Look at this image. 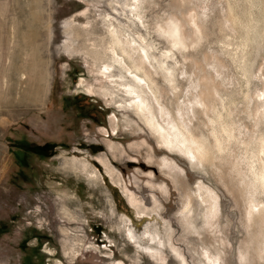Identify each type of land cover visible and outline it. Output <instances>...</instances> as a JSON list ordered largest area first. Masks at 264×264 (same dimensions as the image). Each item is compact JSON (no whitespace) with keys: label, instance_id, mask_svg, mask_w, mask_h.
Wrapping results in <instances>:
<instances>
[{"label":"rangeland","instance_id":"obj_1","mask_svg":"<svg viewBox=\"0 0 264 264\" xmlns=\"http://www.w3.org/2000/svg\"><path fill=\"white\" fill-rule=\"evenodd\" d=\"M141 1L145 27L131 14L135 0H0V264H160L148 251L156 248L165 264H180L172 248L187 264H208L203 249L220 264H264V218L247 220L248 191L230 167L236 159L241 170L245 160L256 166V139L264 137L262 110L255 113L264 102V0ZM170 20L186 48H171ZM109 21L144 37L158 58L172 49L177 101L189 88L186 74L200 84L192 94L216 100L207 118L193 119L207 124L204 135L236 125L239 142L250 136V145L231 142L227 162L214 167L163 151L96 76ZM165 156L176 167L161 165ZM199 185L217 195L212 225ZM254 195L264 203L263 193Z\"/></svg>","mask_w":264,"mask_h":264},{"label":"bare ground","instance_id":"obj_2","mask_svg":"<svg viewBox=\"0 0 264 264\" xmlns=\"http://www.w3.org/2000/svg\"><path fill=\"white\" fill-rule=\"evenodd\" d=\"M142 4L143 1L135 0L131 9V14L139 23L138 27L140 24L144 27L147 25H145L143 21L144 16L142 15L144 14L142 13ZM120 27L119 23L115 25L109 21L107 24L106 31L109 36V43L108 47L105 49L106 62L96 70V76L99 82L103 84L101 86H104L106 95H112L115 92L119 94L124 102V104L119 105V107L131 110V112L150 130L157 144H159L161 149L166 153H176V155L179 153L189 160V162H194L196 165L200 166L211 165L214 167L215 165H212L213 161L215 162L217 160L219 162H227L226 158L228 159L229 156L226 151H228L227 149L231 142H239L238 136H240V129L235 127L236 125L224 126L222 123H219L216 127L209 128L211 132L204 135L201 130L204 127L206 129L207 124L205 125L204 121L200 123L196 122L197 125H193V119L194 121L198 120L195 119L198 118V114H204V116H206V110H208L206 105H210L212 108L211 105H214L216 100L214 103L212 102V104L211 101H209V103L206 102L205 90L200 89L199 92L192 94L189 90L193 89L196 91L197 88L200 87V84H198L199 81H194L187 74L186 80L189 82V90H185V98L182 102L177 101V99L180 100L182 89L177 84V77L175 75L177 61L174 60L175 54L172 52L171 48H186L188 45L182 36L181 26L178 25L177 22L171 20L167 23L165 33L171 39V48L169 50L167 49L165 53H162L159 58L155 56L153 46L147 43L144 37L142 38L139 34L138 37L135 38ZM147 28L148 27H146V29ZM173 60L174 65L167 64V62L172 63ZM183 71H181L180 74L184 73L183 75H185L186 71ZM157 78H159L163 84H166V92L170 94L172 98L170 99L173 101L170 108L164 102L162 88ZM213 93H215L214 96H216L217 91H213ZM206 94H208V92H206ZM250 100L252 102L253 99L249 96L247 98L248 102L246 103H249ZM198 106L201 107L202 111L198 110ZM260 109L262 110L261 113H259ZM211 111L213 112V110ZM249 113L248 111V116ZM255 113L256 115L259 113L260 116L263 115L264 117V102L259 105L256 103ZM254 114L252 115L254 116ZM205 118H207V116ZM209 122H211L209 125H214L216 123L214 120H210ZM242 137L245 138V136ZM249 138L250 136L247 141L240 140L239 144L241 143L247 148L252 139L249 140ZM256 141L258 144L257 153L254 156L257 159L256 166H254L253 163H245L246 160L244 161L242 158L241 160L246 164L245 170L247 167L246 171H244L243 168L242 170L244 172L240 169L239 159L237 160L235 158L236 160H234V163L230 165V167L232 166L231 171L235 177L238 178L239 184L243 186L242 188L246 187L248 191L247 220L252 217L258 219L264 218V203H259L260 201L257 203L256 199H254V194L257 192L264 194V137H257ZM108 148L111 150L112 146ZM161 165L172 169L176 167L173 160L168 156L161 159ZM84 171L88 177L97 176L95 173H88L86 167H84ZM246 189L244 188L243 190L246 191ZM202 190L205 195V197L201 198V202L205 206L203 217L207 219L205 225L207 223L212 225L211 222L213 218L216 217L215 215H217L216 213L218 212L217 208L219 207L216 204L218 203V200L216 201L217 195L209 188L199 185V191ZM184 200L183 213H185L187 221H189L188 223L190 224L188 218L190 213V199L185 198ZM211 225H208V227ZM258 234L261 235L263 239L262 242H260L261 246L259 251L264 255V230H260ZM153 238L157 239L158 245L163 247L157 234L154 237L151 236V239L154 241ZM203 250L205 251V261H207L208 264H220L221 260L218 255L209 253L206 249ZM148 251L156 261L160 264H165V258L163 257L164 252L162 249L156 248L154 251L148 249ZM172 251L178 257L180 264H187L184 256L179 253V251L173 248ZM245 253H241L242 257Z\"/></svg>","mask_w":264,"mask_h":264}]
</instances>
